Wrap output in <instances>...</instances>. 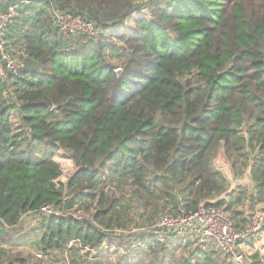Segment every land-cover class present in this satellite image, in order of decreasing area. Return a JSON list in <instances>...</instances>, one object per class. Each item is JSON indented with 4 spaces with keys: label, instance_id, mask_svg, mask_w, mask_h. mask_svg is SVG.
Masks as SVG:
<instances>
[{
    "label": "trees",
    "instance_id": "obj_1",
    "mask_svg": "<svg viewBox=\"0 0 264 264\" xmlns=\"http://www.w3.org/2000/svg\"><path fill=\"white\" fill-rule=\"evenodd\" d=\"M14 5L4 38L24 65L0 77L1 241L45 252L105 242L97 255L73 248L72 261L113 253L118 264H166L157 233L115 229L201 204L242 227L264 205V0H0V13ZM54 7L96 32L62 31ZM221 149L236 176L249 168L252 187L230 190L212 164ZM60 152L75 171L58 185ZM45 204L61 213L23 231V213ZM195 253L194 264H218ZM252 257L264 264L263 250Z\"/></svg>",
    "mask_w": 264,
    "mask_h": 264
},
{
    "label": "built area",
    "instance_id": "obj_2",
    "mask_svg": "<svg viewBox=\"0 0 264 264\" xmlns=\"http://www.w3.org/2000/svg\"><path fill=\"white\" fill-rule=\"evenodd\" d=\"M16 5L11 6L8 12L0 13V77H6L8 71L16 72L17 68L24 65L23 60L13 55V48L10 47L5 38L4 31L8 20L15 15ZM53 16L56 23L62 31L70 33H86L94 34L96 32V24L70 10L53 8ZM5 99L13 104V94L11 90L4 93ZM223 150V149H222ZM64 175V172L62 176ZM61 176V177H62ZM61 177L56 181L59 185ZM250 181L251 176L249 174ZM60 214V210L53 204H45L38 209L28 210L21 217L20 228H26L30 222L39 218L40 215H55ZM103 231L109 229L103 227ZM114 231V230H113ZM117 234L142 232L150 234L165 233V235H174L184 241H193L197 243L203 250H216L222 257L229 260L232 264H252L253 254L259 248L250 245L251 242L256 243L264 233V212L253 214L249 221L242 227L234 224L231 216L222 209L206 206L201 204L195 211L186 213L181 211L178 214L166 212L162 214L150 226L130 227L128 230L117 228ZM73 248L80 250L81 256L85 253L97 255L99 250L109 249L110 244L102 243L100 249H96L81 243L79 240L69 242L64 253V264H75L70 257ZM55 251L38 250L35 255L43 262L51 264L55 263V259L59 257L55 255Z\"/></svg>",
    "mask_w": 264,
    "mask_h": 264
},
{
    "label": "rangeland",
    "instance_id": "obj_3",
    "mask_svg": "<svg viewBox=\"0 0 264 264\" xmlns=\"http://www.w3.org/2000/svg\"><path fill=\"white\" fill-rule=\"evenodd\" d=\"M73 11L76 12V10H73ZM46 19H47V24H49V22H51L49 20V17H46ZM130 24L131 23H129V22L126 23L127 27L130 26ZM48 27H50V26H48ZM51 28L55 29V27H51ZM13 49H14V47H13ZM114 62H115L114 64L117 65L119 61L114 60ZM17 110H18V106H16V109L14 111V117H13V121L16 124L19 122ZM56 159H57V161L60 162L62 169H63V172H64V175L61 177L60 181L66 182L67 179L69 178V176L71 174H73L75 171L74 164L71 161V159L68 157V155H66L64 152H60L58 154V156L56 157ZM212 164L216 169L220 170L226 176L227 180L229 181L230 190L235 189L238 185H248L249 187H252L251 186L252 183H251L250 177H249V174H250L249 168L246 170V172L243 176H236L234 174L233 169H232L231 162L229 161V159L225 155L224 150L221 149L219 151L218 156L213 159ZM244 209H246V208L244 207ZM263 212H264V205L260 204L256 207L255 211L250 210L249 215L250 214L252 215V214L263 213ZM36 222H37V220L33 219L31 221V223L28 224V226L26 228H21V229L23 231L28 232V231H30V228L32 226L34 227V224ZM20 227H23V226H20ZM187 242L188 241H184V246L180 247L178 249L180 254H178L177 259L180 261V264H182V263L183 264H194V262H195V260L193 259V258H195V253L193 252L194 247L192 248V246H190ZM192 242L197 245L195 240H193ZM0 248H3L4 250L7 251V252H5L4 257L2 259V260H4V264H48V263H45L41 259L36 257L35 253L40 249L38 248L37 245L33 244V242L32 243L30 242L26 245H19V246H13L12 247L11 245L9 246L8 243H5V242L0 240ZM159 250H160V248L158 249V253H160ZM261 250H263V252H264V247H261ZM207 251L209 254L213 255V258L218 259V264H223L222 262L224 261V258L221 257L220 254L216 250H207ZM55 255L58 256L59 259L56 258L55 263H51V264H64L63 263L64 262V253L63 252H56ZM72 255L74 256L76 254L70 253L71 258L73 257ZM168 256H169L168 261L171 262L170 264H173L171 254L168 253ZM187 259H188V261H187ZM174 260H176V256L174 257ZM178 260H176L175 264H179V262H177ZM101 262H102L101 264H118V262H119L118 261V255L116 256L113 253H109L108 255L104 256L103 261H101ZM120 264H126V263L121 261ZM213 264H215V262H213Z\"/></svg>",
    "mask_w": 264,
    "mask_h": 264
},
{
    "label": "crops",
    "instance_id": "obj_4",
    "mask_svg": "<svg viewBox=\"0 0 264 264\" xmlns=\"http://www.w3.org/2000/svg\"><path fill=\"white\" fill-rule=\"evenodd\" d=\"M156 235L154 236L153 240L154 241H157V242H160V244L162 243L165 246L164 251L162 249H160V253H158V256L160 255L161 257H163L164 253H167V252H169L172 255L175 252L176 253L175 254L176 260H178L177 259V256H178V254H180V252L178 251V249L180 247H183L184 246V240H182L181 238H179L177 236H174V235H165L163 233H157ZM187 243L190 246H192V248L194 247L193 248L194 249L193 250L194 253H195V250H197V248L203 250L201 247H199L198 245L194 244L192 241H188ZM156 244L157 243L155 242L154 245H156ZM250 245H253V246H255L256 248H259V249H261V247H264V234H262L261 238L258 239L256 243L251 242ZM175 248H177V249L175 250ZM0 249L2 250L3 248H0ZM5 252H7V251H5ZM1 254L3 255L5 253L2 252ZM196 256H197V253H195V258H196ZM2 257H4V256H2ZM80 258H81L80 255H77V256L74 255L72 257L73 261H74V259H75V261H79ZM103 258H104V255H98L95 259H93L91 261L89 259H86L85 258V259H83V261L81 263L82 264H101L102 263L101 261H103ZM195 258H193V259L196 261ZM2 259L3 258L0 257V262L1 263H4V260H2ZM172 260H173V264H175L176 260H174V259H172ZM187 261H188V259H187ZM177 262H179V264H180V261L179 260ZM170 263H171L170 261H167L166 264H170ZM135 264H151V262L150 261H146V262H143V263H135ZM156 264H159V263H156Z\"/></svg>",
    "mask_w": 264,
    "mask_h": 264
},
{
    "label": "water",
    "instance_id": "obj_5",
    "mask_svg": "<svg viewBox=\"0 0 264 264\" xmlns=\"http://www.w3.org/2000/svg\"><path fill=\"white\" fill-rule=\"evenodd\" d=\"M116 71H117V74H118V75H121V73H122V69H121V68H118ZM55 109H56V108H54V110H55Z\"/></svg>",
    "mask_w": 264,
    "mask_h": 264
}]
</instances>
